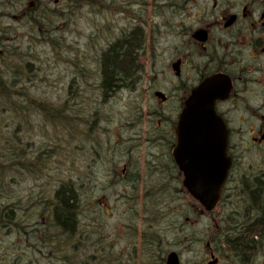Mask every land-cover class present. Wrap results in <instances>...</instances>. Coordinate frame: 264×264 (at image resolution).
<instances>
[{
  "label": "flooded vegetation",
  "instance_id": "obj_1",
  "mask_svg": "<svg viewBox=\"0 0 264 264\" xmlns=\"http://www.w3.org/2000/svg\"><path fill=\"white\" fill-rule=\"evenodd\" d=\"M37 1L39 2L22 0L21 7L16 0H7L5 9L0 10V71L4 68L3 60L9 58L7 54L14 47L18 46V50L22 51L21 42L30 33L26 25L25 36L20 28L29 14L41 13L42 7L39 8L38 5H42V0ZM184 2L183 14L180 17L170 16L165 32L160 30L165 23H157L156 29L152 28L150 35L146 31L145 45L139 57L140 79L134 89L119 90L120 102L128 94L135 96L132 101L134 110L124 111L123 119L113 122L110 133L102 141L97 139L99 142L96 143L93 140L91 159L87 162V167L98 163L104 165L101 169H90L86 177L91 182L94 193L95 184L98 182H102L105 189L110 191L118 185L123 191L120 195L123 197V205L128 212L135 213L133 220L139 211V201L144 193V186L141 189V185L145 183H177L179 195L187 197L189 192L183 185L185 172L177 158L178 124L187 99L197 87L214 76L219 77L221 87L225 85L224 80L228 77L232 84L228 97L216 102V109L229 128L228 155L231 158V167L223 195H229L232 189L239 186H248L250 193L253 190L259 191V183L262 184L261 193H264V175L244 173L245 167L249 170L253 166L252 160L257 165L258 161L264 160V0ZM30 9L36 10L32 12ZM164 34L169 41L170 58L166 66H161L159 59L166 48L162 47L159 38ZM236 114L240 119L249 120L245 125L242 121L244 128L234 126ZM97 118L100 120L99 113ZM193 139L195 137L191 135L186 137L187 146H190ZM246 156L249 157L247 165L244 160ZM260 167H264V164ZM246 181L249 182L248 185L243 184ZM133 183H138V187L134 188ZM96 189L106 197L101 187ZM130 191L132 194H128ZM132 198H137L138 207L129 205ZM222 200L215 215L217 226L225 235L230 224L226 222L227 204ZM187 207L188 212L197 211L196 206L190 207L188 199ZM201 208L199 207V212L206 217ZM241 226L240 223L232 225L234 235H240L237 228ZM253 227L249 226V239L263 243V247L257 254L253 250L250 252L253 254L250 262L254 257L264 260V222L253 223ZM205 231L199 234V243L203 241ZM203 243L206 248L205 259L191 264H207L212 256L218 260L216 264H222L223 256L233 251L230 249L229 252L221 254L222 249L228 245L214 248L211 242L210 246L207 241ZM105 247L108 248L107 252L117 251L123 259L127 257L129 264H137L138 259V263L142 264L141 234L137 231L135 238L128 239L123 249L114 250L110 240H106ZM183 247H187L185 242ZM171 248L170 251H176L175 247ZM177 252L183 264L182 250ZM228 262L229 260L225 264Z\"/></svg>",
  "mask_w": 264,
  "mask_h": 264
},
{
  "label": "trees",
  "instance_id": "obj_2",
  "mask_svg": "<svg viewBox=\"0 0 264 264\" xmlns=\"http://www.w3.org/2000/svg\"><path fill=\"white\" fill-rule=\"evenodd\" d=\"M6 1L7 0H0V10L5 9ZM21 1L22 0H16V3L19 5ZM117 1L119 0L107 1L110 9H116V11L120 12L123 10L126 11L127 14L128 11L126 8L131 9L138 6L140 12H143L148 5V0H124L126 1V7H123V4H115ZM36 2L39 1L36 0ZM105 2L106 0H42V5H38L39 8L42 7L41 13L34 12L36 9H30V11L34 13L29 14V17L25 18V21L22 22V27L26 25L30 35L28 36L29 43L27 46L24 42H21V52L26 54L35 53L40 58L42 52L38 51L40 47L38 45L35 46V42H42V35L45 37V42H47L46 35L53 33L56 37L58 22H63V34L67 31H75L69 27V24L73 25V27L75 24L77 28H74L77 30L78 28L80 29V26L77 24L80 19H82L83 14L78 15V13L84 8L85 4L92 8V14L97 25L101 24V21L103 20L102 16L106 11L103 6ZM154 3H159L160 7L162 6L166 8L167 15L173 14L177 10L179 11L182 7L185 8L184 0H154ZM138 15L139 16H136V19H139L142 22L140 23L139 20L137 21L133 19L135 21V23L132 24L133 27L129 31L127 30L126 34L109 48H100L98 51L96 44L94 43L96 38L93 35H90L91 41L89 42H91L90 45L94 48L92 49L93 54L89 55L90 58L96 56L95 61L98 63L100 79L99 88L102 91L99 97H101L103 101H106L107 97L115 93L120 87L134 89L137 81L140 79L139 73L141 60L139 57L142 55L141 53L145 45L146 29L144 27L143 15L140 13H138ZM37 23L42 24V26L37 25ZM67 26L69 27V30H67ZM44 28H46V30H44ZM30 36L32 37L30 38ZM54 41H56V39ZM34 46L35 49L33 50ZM14 48L19 49L18 46ZM53 48L57 51L59 50L56 46H53ZM72 53L75 54V59H65V61L67 63L75 64L77 72H73L74 76L72 75L70 78V83L66 90V98H63L62 104L59 107H54L49 103L32 98L12 101L11 99L14 97L13 95L22 96L24 94H32L31 92H33V90L39 89L37 87L33 89L32 87H35L36 85L31 86L28 83L29 80L35 77V72L38 70V66L34 65L32 60L28 63L25 61L16 62L11 57L7 58L4 55L7 59H2L4 62V68L0 71V116L13 112L15 116L13 118H19L21 116V119L26 121L29 119V121L32 122L31 119L33 116H30L31 112L42 113L43 111L45 117H49L50 120L52 119V122L57 123L58 125L61 124L66 129L69 128L71 131L77 132L79 124L76 116L81 112L78 111V108L75 109V104L71 103L69 99H72L70 96H73V89L75 87L81 90V96L83 90H91L90 81L88 79L92 72L90 70L86 74L88 69L82 67V59L78 58L80 55H85L86 53L81 52V54L78 51ZM60 54L61 53L58 52V56ZM72 100L75 99L73 98ZM68 112H70V115ZM91 115L92 117H89L91 122L88 118H85L82 121L84 124L88 125V129H96V132H98L99 128H93V125H97L96 120H99L97 118L98 111H95ZM1 122L2 121H0V130L2 129ZM18 127L19 125L16 126V129H18ZM26 151L27 149L24 147L20 148L13 145L5 148L4 158H8L9 164L0 166V185L6 179L5 174L14 168L23 171L26 170L35 177L42 170V166L47 165L43 160L50 159L51 157V155L48 154V150L39 151L35 157L31 156L30 158L25 154ZM252 162L253 166H250L249 170L245 167L246 172L244 173L246 175H264V167L261 168L253 160ZM85 169L81 172H84ZM42 172H44V170H42ZM7 182L10 183V181ZM58 182L60 186L56 188L53 193H49L48 196L42 198L32 197L29 204L31 209H35L34 214L38 213V208H42V212L38 214L37 217H40L41 220L42 218L50 219L49 221L46 220V222H42V231H46L47 229L50 232L41 235L40 238L39 232H37L38 229H32L28 234L29 236L31 234V238L33 239L31 241L37 242L41 247L44 245L42 248H44L45 255H47L49 261L54 260L57 264H75L73 260V255L75 254L73 249L75 246V241H73L74 236H76L77 233L81 234L85 228L91 232V225L101 224L103 217L100 211V201L92 190L91 182L87 179L77 183L76 179L69 177L62 178L58 180ZM248 183L249 182L246 181L243 184L248 185ZM132 185L134 188L138 187V183H133ZM259 185V191L253 190L252 193L249 192L248 186L236 187L232 189L229 195L225 193L222 201H224V204H227L226 209L230 211L226 216V222L230 224V227L227 228V233L224 235L221 233L220 228L209 227L207 231H205L203 241L199 243L201 236L195 235L193 226L189 225L186 221L187 217L191 222L193 221L192 216L194 214L198 215L199 204L189 198L190 207L192 205L196 206L197 211H189L187 213L188 207L187 204H185L183 196H180L178 193L177 183H145V195L149 192L156 198L165 195V200L162 198L154 199L153 196L150 195L143 199L142 215L144 217V227L142 233V264H165V255L169 251L170 243L171 247L176 244V248H180L185 242V244H187L186 248L193 252L197 245L199 246V244H201L199 246L200 248L206 240H210L214 248H220L221 245H228L229 251L233 248L240 251L244 246L243 253L235 257L234 263L251 264L249 260L253 254L250 252L253 250L254 254H257V251L262 249L263 243L256 241L253 242L250 241V239L244 241L241 234L248 233L249 226L253 227V223H262L261 220L264 217V210L262 208L263 204L261 206V201H259L257 206H253L255 200H258L261 197L262 200L264 199V193H261L262 184L259 183ZM99 187H101L102 190L105 189V185H103L102 182L95 184V189ZM117 187L118 185L112 191H115ZM135 190H137V188ZM128 194H132L131 191ZM249 194H252L250 200L248 198ZM13 203L15 202L9 201L8 203L0 204V217L6 212V207H9ZM136 203L137 198H134L132 203L133 207H137ZM95 204H97V206H95ZM213 213L215 212H207L206 215L212 216ZM92 216L95 217L94 221L91 219ZM40 219H37L36 223L38 225L41 224ZM134 220H130L127 224L128 239H134L136 235L137 230ZM89 221L91 223H89ZM0 222L2 221L0 220ZM234 223H240L242 225L237 228L240 234L238 236L233 234L234 228L232 225ZM87 224H89L88 228ZM186 225H188V230L184 228ZM171 232L174 234V245H172L171 239L168 237ZM100 238L102 237L100 236ZM33 247L36 246L33 244ZM81 247H88L89 249L92 247L95 248L96 254H94L99 256L98 260L93 261V264H129V259L127 257L124 259L120 257L119 252H107L108 248L105 247V242L103 241L96 242L94 246L92 243H82ZM112 248L116 250L115 243L112 244ZM57 256H61L63 260L56 259ZM258 261L260 260L257 258L252 260L254 264H257ZM80 263L85 264L86 258H81Z\"/></svg>",
  "mask_w": 264,
  "mask_h": 264
},
{
  "label": "rangeland",
  "instance_id": "obj_3",
  "mask_svg": "<svg viewBox=\"0 0 264 264\" xmlns=\"http://www.w3.org/2000/svg\"><path fill=\"white\" fill-rule=\"evenodd\" d=\"M116 3L123 4V7H126V1L124 0H119L115 2V4ZM126 10L128 11V14L123 10L120 12L116 11V9H111L107 15V20L105 17L104 20L101 21V24L98 25L93 15L83 14L82 19H80L77 24L80 26V29H75L77 28L75 24V28L73 25L69 24V27L75 31H67L64 34L62 32L63 22H58L59 24L57 26L58 31L56 33V37L53 33L46 35L47 42H45V37L42 35V44L40 45L41 48L38 49V51L42 52L40 58L35 53L26 54L22 53L18 49H14L12 52L8 53V57H11L16 62L25 61L28 63L31 60H35L37 62V66L42 68L41 70L35 72L34 82L36 86L32 87L33 89L36 87L39 88L33 90L34 93L35 91H42L40 92L42 95L38 96L36 100L44 101L54 107H59L62 104L63 98H66L67 95L66 90L69 86L70 78L72 75L74 76L73 72H77L75 64L67 63L65 61V59H75L76 56L72 52L76 53V51H78L80 53H86L85 55L81 53L82 55L78 57L79 59H82V67L91 69V72L97 75L98 63L95 61L96 56L90 58L89 55L93 54L92 49L94 48L90 45L91 42H89L91 41L90 35H93L96 38L94 43L99 51L101 45L113 35V32L119 31L123 26H126L127 29V27L134 24L135 21L133 19L137 20L136 16H139L138 13L143 15L145 24L144 27L149 35L152 28L156 29L157 23L159 25L165 23L160 29L162 33L165 32L166 24L168 23L167 21L170 16L166 14L167 9L162 6L160 7L159 3L155 4L154 0H148V5L143 12H140V8L138 6L131 9L126 8ZM141 22L142 21H140V23ZM37 25L42 26V24L39 23H37ZM69 27H66L67 30H69ZM20 30L25 36V27H21ZM44 30H46V28H44ZM55 39L56 41H54ZM159 39H161L162 47L166 48L164 53L162 51L163 55L159 59V64L161 66H166L169 63L170 58L168 51L169 41H167L166 34ZM24 43L26 46L28 45L29 37H24ZM53 46H56L59 50L57 51L53 48ZM34 49L35 46L33 47V50ZM58 52L61 53L59 56ZM94 94L98 95L97 91L93 93L92 90L87 89L82 93L81 97L76 98L75 100H72L73 97L70 96L72 99L69 100L71 103L75 104V109L78 108V111L81 112L76 116L79 124L77 132H73L69 128L66 129L61 124L58 125L57 123L52 122V119L50 120L49 117H45L43 111L42 113L31 112L30 116H33L31 119L32 122H30L29 119L28 121L21 119V116L19 118H13L15 117L13 112L0 116V121H2V129L0 130V166L9 164L8 158H4V151L5 148L10 145L26 148L27 151L25 154L29 158L31 156L35 157L39 151L45 150H48V154L51 155L50 159L43 160V162L47 164L42 166V170H44V172L41 170L35 177H33L26 170L23 171L21 169L14 168L5 174L6 179L0 185V204L8 203L9 201L16 202L20 199L22 200L21 207H25L24 209L21 208L23 209L21 212H23L24 219L28 225L27 229L30 230L29 233L32 229H38L39 226H42L43 228L42 222H46V220L49 221L50 219L42 218L41 220L40 217H37L38 213L34 214L35 209H31L30 205L25 203L26 197H28V195L32 192H39L41 186L42 188H45L50 180L56 182L62 178H69L82 173L81 171L87 167L88 160L91 159L92 143L88 142L84 138L83 134V131H89V129L87 128L88 125L84 124L82 120L85 118L89 119V117L91 118V114L98 111L100 120H96L97 125H93V128L100 129L96 138L102 141V139L110 133L113 122L115 120L121 121L123 119L122 114L124 111L131 112L134 110V105L132 103L135 99L134 95L128 94V96L123 98L121 102L120 98H116L112 103H105L101 101L99 95L95 96ZM13 96L11 99L12 101L26 100L23 96ZM68 114L70 115V112H68ZM237 116L238 114H236V117L234 118V126L244 128V125L249 122V120L240 119ZM89 121L91 122V119H89ZM242 121L244 125L242 124ZM252 121L254 122L253 119ZM17 125H19L18 129H16ZM244 136L246 138L248 137L246 134H244ZM244 160L245 165H247L249 157L246 156ZM263 164L264 160H261L260 162L258 161V165L263 166ZM7 181H10V183ZM141 186L142 189L144 185ZM108 191L110 190L104 189L106 197H103V194L99 193V189H96L95 193L96 197L100 201V211L103 217L101 224L95 225L96 227H99V236L98 239H96V242L103 241L106 243V240H110L112 244H117L116 250H121L124 248L126 243H128V229L126 226L129 219L133 220L134 212H128L123 205V197L120 196L123 191L119 186L115 191ZM36 197L38 196L36 195ZM143 199L144 197L139 201V211L134 220V224L137 226V232L141 234V243L144 227V217L142 215ZM132 203L133 198L130 199L129 205L132 206ZM136 204H138V200ZM38 210H42V208H38ZM216 212L217 211H215V213ZM229 212L230 211L226 209V213ZM192 217L193 221L189 222V225L193 226V231L197 236H199L203 230L207 231L209 227L218 228L217 217L214 214H212V216L206 215V217L194 214ZM37 219L41 220L42 225H38L36 223ZM92 220L94 221V219ZM184 228L188 230V225ZM43 234H45L44 231L39 232V238ZM27 236L28 235L16 236L8 232H0V264H57L54 260L49 261L47 255H45L46 253L44 252V248H42L44 245L41 247L37 242L31 241L33 240L31 238V234L29 236L30 241H28L26 238ZM100 236L102 238H100ZM168 237L171 239L172 245H174L175 240H173V232H171ZM206 241L208 242L209 240ZM32 243L36 247H33ZM175 245L173 247H175L174 249L176 251L182 250L184 257L183 264H191L194 261L200 263L203 259H205V246H201L199 248L197 245L194 249L195 251L188 252L189 250L187 248H184L183 246L176 248ZM171 249L170 243L169 251ZM255 258L256 257H254V259ZM138 261L139 259L137 260V264H139ZM228 263L235 264L234 260L231 258ZM251 264L254 263L251 262ZM257 264H264V260L258 261Z\"/></svg>",
  "mask_w": 264,
  "mask_h": 264
},
{
  "label": "water",
  "instance_id": "obj_4",
  "mask_svg": "<svg viewBox=\"0 0 264 264\" xmlns=\"http://www.w3.org/2000/svg\"><path fill=\"white\" fill-rule=\"evenodd\" d=\"M217 84L213 77L194 91L186 102L178 129L177 158L185 172L184 185L207 210L218 203L231 165L227 126L215 110L216 100L225 95H219ZM189 135L195 139L187 146ZM214 263L216 260L209 262ZM167 264H180L176 252L168 255Z\"/></svg>",
  "mask_w": 264,
  "mask_h": 264
},
{
  "label": "bare ground",
  "instance_id": "obj_5",
  "mask_svg": "<svg viewBox=\"0 0 264 264\" xmlns=\"http://www.w3.org/2000/svg\"><path fill=\"white\" fill-rule=\"evenodd\" d=\"M108 0H106V2L104 3V9L106 10L102 16L103 20L104 18L107 20V15L109 13V11H111L110 7L108 6ZM21 4H19V6H21ZM22 7V6H21ZM184 12V8H180L179 11H175L173 14H169V16H174V17H180ZM79 14H87V15H93L92 14V8H90L87 4L84 5V8H82V10L78 13ZM9 21V20H8ZM133 26H129L127 27L126 29V26H123L119 31H116V32H113V35L107 39L102 45H101V48H106V47H111L115 44V42L120 39L122 36H124L127 32V30L129 31ZM32 36H30L31 38ZM42 42L41 41H36L35 42V46H39L41 48V45ZM38 49V48H37ZM32 62L34 63V65H37V62L35 60H32ZM42 68L41 67H38V70H41ZM91 69H88L86 71V74L88 73V71H90ZM36 71V72H37ZM98 75V76H97ZM97 75L94 74V73H91L90 74V86H91V90L93 91V93H95L97 91L98 95H100L102 93L101 89L99 88V83H100V79H99V70L97 69ZM89 80V79H88ZM28 83L31 85V86H34L35 85V82H34V78L29 80ZM84 83V82H83ZM224 83L225 85L222 86L223 90L224 91H229L232 89V84H231V80L230 78L228 77V79L224 80ZM123 88V87H120L115 93H113L111 96H108L107 97V100L106 101H103V99H101L102 102H109V103H112L116 98L118 99L119 98V95L121 94V92H119V90ZM42 91H35V93H38V94H35L34 92H31L32 94H24L22 95L24 98H32V99H36L38 96H41L42 93H40ZM84 92V90H83ZM95 96H98L96 94H94ZM81 96V90L78 89V88H74L73 89V98L76 99V98H79ZM152 125L154 126H158V124L156 123H152ZM178 129H179V124H178ZM100 131V129H99ZM96 132V129L95 130H92V129H89V131H83V134H84V138L88 141V142H91L93 143V140L97 142H99V140H97L96 138V135L99 133ZM104 165L101 164V163H98V164H91L89 165L84 172L80 173V174H77L75 176H72L74 179H76V182L79 183L81 181H84L86 179V177L88 176V172L90 169H101ZM78 176V177H77ZM60 186L59 182L56 181H52L50 180L49 183L47 184V186L45 188H42V186L40 187V191L35 193V192H32L31 194L28 195V197H26V202L27 205L30 204L31 202V199L32 197H36V195L39 197V198H42V197H45L46 195H48L49 193H53V191L58 188ZM96 190V189H95ZM143 192H144V189H143ZM261 194V193H260ZM145 192L143 193V196L142 198H146V196H153L152 193H147L145 196ZM148 198V197H147ZM154 199H159V198H162L163 200H165V195H161L160 197L156 198L153 196ZM248 198L249 200L252 198V194H249L248 195ZM261 201V206L264 210V199L262 200V197L259 198L258 200H255V202L253 203V206H257L258 205V202ZM22 200L20 199L19 201L11 204L9 207H6L5 209V213L0 217L1 221L0 222V232H8V233H11L13 235H16V236H26L28 235L26 238L28 239V241H30V237H29V234L28 232L30 231L29 229H27L28 225L24 219V216H23V209L25 206H22ZM95 206H97V204H95ZM23 208V209H21ZM40 209V208H39ZM42 212V210H38V214H40ZM188 213V211H187ZM263 215H264V212H263ZM42 217V216H41ZM22 218V219H21ZM91 219H94V216L91 217ZM264 219V217H263ZM263 219L261 220V222L263 223ZM186 221L188 222L189 219ZM89 223H91L89 221ZM42 225V224H41ZM88 225L87 224V228H88ZM91 232L89 230H87L86 228L83 230V232L81 234L77 233L76 236H74V240L75 241V246L73 247L74 251H75V254L73 255V260H74V263L75 264H83V263H80L81 261V258H86V263L85 264H93V261L94 260H98V256L95 255L96 251H95V248L92 247L91 249H89L88 247L87 248H82V243H92V245L94 246L95 243H96V239H97V236H99L98 234V229L99 227H96L95 225H91ZM36 229V228H35ZM37 232H43L42 231V226L38 228V231ZM48 232L47 230L44 231V233ZM250 238V233H246L242 236V239L244 241H247L248 239ZM229 247L227 246L226 248H223L222 250V253L221 254H225L226 252H229ZM243 250H244V246L241 248L240 251H237V249L235 250V248H233V251H230L228 254L224 255L223 258H222V262H226L227 260H229L230 258L232 260L235 259L236 256H239L241 253H243ZM95 253V254H94ZM56 259L58 260H63L61 256H57ZM89 260H90V263H89ZM218 262V260L216 259V263ZM214 263V264H216Z\"/></svg>",
  "mask_w": 264,
  "mask_h": 264
}]
</instances>
